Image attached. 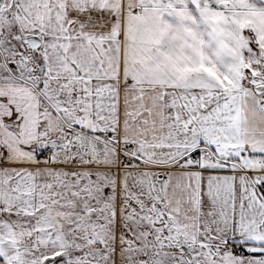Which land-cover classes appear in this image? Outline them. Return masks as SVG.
Wrapping results in <instances>:
<instances>
[{
  "label": "snow or ice",
  "instance_id": "6c2138e0",
  "mask_svg": "<svg viewBox=\"0 0 264 264\" xmlns=\"http://www.w3.org/2000/svg\"><path fill=\"white\" fill-rule=\"evenodd\" d=\"M0 264H264V0H0Z\"/></svg>",
  "mask_w": 264,
  "mask_h": 264
}]
</instances>
